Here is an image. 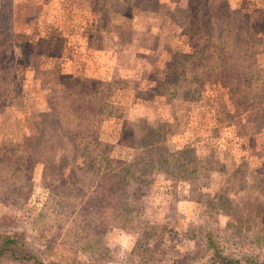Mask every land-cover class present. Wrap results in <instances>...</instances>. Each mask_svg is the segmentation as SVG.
I'll return each instance as SVG.
<instances>
[{
  "label": "rangeland",
  "instance_id": "1",
  "mask_svg": "<svg viewBox=\"0 0 264 264\" xmlns=\"http://www.w3.org/2000/svg\"><path fill=\"white\" fill-rule=\"evenodd\" d=\"M190 1L159 0L155 8L136 9L132 15L113 12L110 22L98 24L92 13L94 0H0V21L16 41L30 39L36 43L45 37L51 44L52 36H69L72 40L61 52L60 46L51 49L39 43V51L61 54L45 56L37 66H29L24 56L19 57V80L27 107L23 117L47 111V98L62 90L64 76L79 72L82 77L118 85L107 98L114 105L111 114H97L88 127L93 139L109 145L105 148L113 157L141 164V143L157 138L173 151L193 148L196 156L205 160V170L198 176L177 178L157 173L147 179L130 180L127 200L139 207L142 215L138 223L102 228L100 240L109 249L131 251L143 240L142 245L154 248L161 258L193 255L198 250L193 235L213 213V230L226 245L232 241L233 251L245 233L255 234L264 223V122L234 113L236 105L226 84L210 77L198 100L178 99L166 91L165 76L175 75L170 70L178 66L167 50L192 49L174 18L175 6L186 7ZM228 1L241 9L264 6V0ZM179 60L183 72L189 69L185 58L178 55ZM261 68L264 74V58ZM189 78L186 73L183 79L188 82ZM261 95L264 103V88ZM55 132L53 156L45 154V162L36 164L31 187L16 179L0 183V230L25 226L29 230L51 195L63 196L56 197L55 208L49 207L52 215L80 209L93 196L87 182L81 186L75 183L83 177L74 160L76 144L71 134ZM132 141L138 147L127 144ZM11 142L3 138L0 145L4 148ZM78 187H85L87 195L83 196ZM9 189L13 190L11 195ZM7 195L9 200H5ZM31 233L33 240L44 245L58 243L35 228ZM261 246L264 248V242ZM28 254V249L8 253L0 264H38L28 259ZM52 255L65 264H90L82 251L56 249ZM215 264H222L221 260Z\"/></svg>",
  "mask_w": 264,
  "mask_h": 264
},
{
  "label": "trees",
  "instance_id": "2",
  "mask_svg": "<svg viewBox=\"0 0 264 264\" xmlns=\"http://www.w3.org/2000/svg\"><path fill=\"white\" fill-rule=\"evenodd\" d=\"M157 6L159 0H94L92 13L96 15L98 24H105L111 21L113 12L132 15L136 9ZM174 18L182 33L187 35L188 46L192 49L188 52L174 48L167 50L172 55V62H178V66L174 65L170 70L175 75L165 76L166 91L178 99L198 100L210 77L226 84L230 99L236 105L234 113L264 122V103L261 100L264 88L261 68L264 58V6L241 9L228 0H191L186 7L175 6ZM3 23L0 21V140L9 138L12 142L6 143L4 148L0 145V151H4L0 154V183L16 179L23 180L25 187H31L36 164L45 162L42 159L45 154L53 156L51 153L54 152L57 137L55 131L58 130L70 133L76 144L74 160L83 179L79 178L75 183L81 186L82 182H87L93 196L80 209L66 214L57 211L52 215L49 207L55 208L56 197L62 199L63 196L51 195L47 207L40 210L33 223L29 224V230L27 226L0 230V262L8 253L28 249L27 258L38 264H65L53 257V250L72 249L75 253L82 251L86 254L90 264H205L208 261L215 264L218 259L222 264H264V248L261 246L264 242V223L255 234L245 233L232 251V241L226 245L213 230L216 220L213 213L198 226V232L193 235L198 250L187 257L170 255L161 258L154 248L142 245L143 240H139L131 251L109 249L102 243L100 234L103 227L112 224L125 226L140 221L142 214L139 207L126 197L130 180L147 179V176L157 173H169L177 178L198 176L205 170L202 166L205 160L197 157L193 148L173 151L157 138L141 143V164L113 157L105 148L109 145L93 139L88 127L97 114H111L114 105L107 98L110 91L117 90L118 85L88 79L79 72L64 76L66 80L62 90L47 98V111L23 117L27 107L19 80V57L24 56L29 66L34 63L37 66L43 57L61 54L52 50L39 51V43L51 49L60 46L61 52L72 40L69 36H52L51 44L45 37L36 43L30 39L16 41L15 36H8ZM178 55L185 58L189 65L184 72L179 67L183 64L181 60L177 61ZM186 73L190 75L188 82L183 79ZM49 119L50 124L47 123ZM127 144L138 147L136 141ZM80 160L83 164L79 163ZM84 189L78 187L83 196L87 195ZM9 191L11 195L13 190ZM72 194L75 195L74 201L77 200V192ZM5 200H9L8 195ZM64 203L67 208V201L64 200ZM55 220L57 223L52 224ZM261 220L264 222V216ZM34 228L42 236L57 239L58 243L47 246L33 240L31 232Z\"/></svg>",
  "mask_w": 264,
  "mask_h": 264
}]
</instances>
